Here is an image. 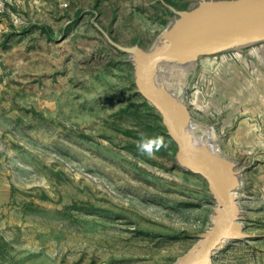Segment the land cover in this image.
I'll list each match as a JSON object with an SVG mask.
<instances>
[{"label": "rangeland", "instance_id": "rangeland-1", "mask_svg": "<svg viewBox=\"0 0 264 264\" xmlns=\"http://www.w3.org/2000/svg\"><path fill=\"white\" fill-rule=\"evenodd\" d=\"M221 1L245 2L15 0L0 14V264H173L198 244L216 202L158 138L132 51ZM155 81L236 180L248 237L209 264H264V40L162 63ZM142 137L163 146L149 157Z\"/></svg>", "mask_w": 264, "mask_h": 264}, {"label": "water", "instance_id": "water-1", "mask_svg": "<svg viewBox=\"0 0 264 264\" xmlns=\"http://www.w3.org/2000/svg\"><path fill=\"white\" fill-rule=\"evenodd\" d=\"M180 16L182 20L167 42L148 54L139 48L133 49L132 54L137 51L134 59L135 85L143 100L159 114L162 125L176 143L178 163L205 180L216 202L211 228L196 246L173 264H209L222 242L248 237L239 224L233 173L224 160L206 147L195 145L186 131L184 107L158 86L155 79L160 65L170 60H191L264 40V0L203 3L188 13H180ZM182 93V88H178L177 97Z\"/></svg>", "mask_w": 264, "mask_h": 264}, {"label": "trees", "instance_id": "trees-1", "mask_svg": "<svg viewBox=\"0 0 264 264\" xmlns=\"http://www.w3.org/2000/svg\"><path fill=\"white\" fill-rule=\"evenodd\" d=\"M187 5H188V2H182V3H180V4H172V7L175 9V10H177V11H186L187 10ZM74 24L76 23V22H73ZM73 24H71V25H69V27L67 28V29H69L71 26H72ZM139 96H140V94H139ZM142 98V97H141ZM143 99V98H142ZM142 105L145 107V108H147L151 113H153L154 114V116H155V118L159 121V124H158V126H157V129H158V131H159V133H158V138L160 137V136H166V138L173 144V145H175V143H174V141L171 139V137L170 136H168L167 134H166V129H165V127L162 125V124H160V122H161V118H160V116H159V114L154 110V108L153 107H151L145 100H142Z\"/></svg>", "mask_w": 264, "mask_h": 264}, {"label": "clouds", "instance_id": "clouds-1", "mask_svg": "<svg viewBox=\"0 0 264 264\" xmlns=\"http://www.w3.org/2000/svg\"><path fill=\"white\" fill-rule=\"evenodd\" d=\"M153 144L157 145L156 150H159V147L163 146V143L160 140H149L147 143H145V139L142 137L137 144L138 151H140L142 154L152 157L154 155Z\"/></svg>", "mask_w": 264, "mask_h": 264}, {"label": "built area", "instance_id": "built-area-1", "mask_svg": "<svg viewBox=\"0 0 264 264\" xmlns=\"http://www.w3.org/2000/svg\"><path fill=\"white\" fill-rule=\"evenodd\" d=\"M15 0H0V14H2L8 5H11Z\"/></svg>", "mask_w": 264, "mask_h": 264}, {"label": "bare ground", "instance_id": "bare-ground-1", "mask_svg": "<svg viewBox=\"0 0 264 264\" xmlns=\"http://www.w3.org/2000/svg\"><path fill=\"white\" fill-rule=\"evenodd\" d=\"M136 54H137V51L134 52L135 58H136ZM184 120H185V127H187L188 126V121H187V119L185 117H184ZM233 182L236 185V180H235L234 177H233Z\"/></svg>", "mask_w": 264, "mask_h": 264}]
</instances>
